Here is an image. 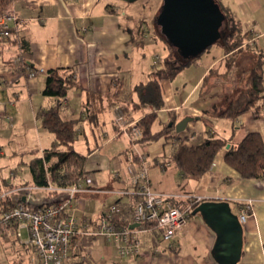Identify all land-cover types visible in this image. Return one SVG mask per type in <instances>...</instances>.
Returning a JSON list of instances; mask_svg holds the SVG:
<instances>
[{
	"label": "crops",
	"instance_id": "0c3cea01",
	"mask_svg": "<svg viewBox=\"0 0 264 264\" xmlns=\"http://www.w3.org/2000/svg\"><path fill=\"white\" fill-rule=\"evenodd\" d=\"M162 3L157 0L149 11H144L142 0H16L12 4L18 22L12 25L10 40L0 42V155L11 158L6 156L9 146L19 160L14 168L26 164L28 172L16 176L14 170L13 177L4 178L1 185L4 190L34 185L29 168L32 152L42 154L55 138L42 125L45 112L57 103L55 97L43 93L47 71L73 67L82 87L68 93L61 113L66 120H76L72 147L86 155L87 173L95 184L71 201L82 232L73 238L66 264H219L214 250L217 233L201 213L191 215L171 245L153 223L133 221V206L141 194L132 177L142 165L148 167L151 187L178 202L186 194L201 195L200 202L227 199L240 215L245 204L253 201L243 220L238 264H264V178L243 177L225 161L227 147L199 180L182 176L172 164L179 142L172 136L175 133L191 145L201 144L209 134L224 137L234 146L251 131L264 139V116L254 117L251 111L237 117L223 114L248 70L264 55V0L220 1L246 34L242 45L228 51L224 42L217 43L218 47L204 57L200 54L174 78L161 80L165 106L156 110L154 128L161 130L166 124L174 128L157 139L131 145L129 136L115 123L114 108L120 105L128 120H140L155 110L143 104L136 86L150 79L168 53L156 32ZM18 57L41 71L32 74L28 66L16 62ZM185 71L189 76L175 83ZM7 114L12 118L7 119ZM188 115L195 118L177 132L175 124ZM30 191L33 205L55 200L53 193L36 185ZM111 203H118L123 223L142 229L138 254L122 255L112 240L94 233ZM1 234L0 238H12L17 250L10 263L37 264L36 254L18 255L19 249L29 250V245L15 232ZM3 260L6 263V257Z\"/></svg>",
	"mask_w": 264,
	"mask_h": 264
},
{
	"label": "trees",
	"instance_id": "16d2710c",
	"mask_svg": "<svg viewBox=\"0 0 264 264\" xmlns=\"http://www.w3.org/2000/svg\"><path fill=\"white\" fill-rule=\"evenodd\" d=\"M15 1L0 0V18L5 12L12 10V4ZM217 1L220 3L221 0ZM221 7L226 15V34L216 43L224 42L226 49L229 51L242 45L246 34L240 24L228 14L224 6L221 5ZM157 28L156 32L162 37L168 53L163 59V64L154 67L150 79L136 86L143 104H149L155 108V110L138 120L143 134L135 140L136 142L157 139L173 130V124H166L161 130H155L154 128L158 116L156 110L165 106L161 80L174 78L179 71L202 54L200 53L192 59L184 58L165 39L159 27ZM1 30L2 26L0 24V42H3ZM263 62L264 55L262 54L256 64L248 70L241 89L229 101L223 114L237 117L242 113L251 111L254 117L264 116ZM157 64L159 63L157 62ZM81 87L82 85L76 79L73 67L58 66L47 71L43 93L55 97L57 103L45 112L42 125L51 131L55 138L53 145L45 148L42 154L37 151L32 152L29 168L31 182L36 186H45L49 183L57 186H69L81 181L87 174L86 155L72 147L77 138L76 120H66L61 113V105L68 93L72 89ZM172 136L179 140L172 157V164L182 176L194 180H199L212 167L216 156L230 143L228 139L214 134L206 135L204 141L198 145L185 143L179 133ZM224 158L243 177L264 178V139L258 131L247 133L236 146L229 144ZM174 202L178 201L174 200ZM15 229L14 225L4 224L0 221L1 235L8 234L9 230L16 233Z\"/></svg>",
	"mask_w": 264,
	"mask_h": 264
},
{
	"label": "built area",
	"instance_id": "2783aa9c",
	"mask_svg": "<svg viewBox=\"0 0 264 264\" xmlns=\"http://www.w3.org/2000/svg\"><path fill=\"white\" fill-rule=\"evenodd\" d=\"M17 22L18 18L12 10L1 16V34L4 41L10 40L12 25L16 27ZM15 60L30 68L21 57ZM30 70L34 75L41 71L35 68ZM114 109V120L119 130L126 133L132 141L141 137L143 130L138 120H128L120 105H116ZM5 117L12 118L8 114ZM132 181L139 187L138 192L141 194V198L137 199L133 206V221L142 224L153 223L161 231L168 245H171L176 232L186 225L203 197L186 194L184 201L174 202V196L158 192L151 187L146 165L140 167L133 175ZM94 184L92 177L87 173L81 181L69 186H57L53 183L36 186L50 191L55 198L41 205L29 202L32 199L30 190L35 185L4 190L0 195V221L14 225L18 236L22 235L23 229L27 231L25 243L35 248L37 264H66L72 240L82 232V224L72 211L71 201L79 192L90 189ZM252 205L253 201L250 200L241 209L239 216L242 221L249 215ZM140 230L142 229L123 223L120 207L118 203H113L101 214L99 227L94 233L112 240L122 255H131L140 252Z\"/></svg>",
	"mask_w": 264,
	"mask_h": 264
},
{
	"label": "water",
	"instance_id": "95a60500",
	"mask_svg": "<svg viewBox=\"0 0 264 264\" xmlns=\"http://www.w3.org/2000/svg\"><path fill=\"white\" fill-rule=\"evenodd\" d=\"M155 21L165 39L187 59L198 56L226 34V15L217 0H163ZM194 118L189 115L182 118L175 124L176 131L185 130ZM198 212L217 233L214 250L219 264H238L244 227L230 201L204 200L193 211Z\"/></svg>",
	"mask_w": 264,
	"mask_h": 264
},
{
	"label": "rangeland",
	"instance_id": "374dc122",
	"mask_svg": "<svg viewBox=\"0 0 264 264\" xmlns=\"http://www.w3.org/2000/svg\"><path fill=\"white\" fill-rule=\"evenodd\" d=\"M122 1V0H119ZM144 1L145 5L143 7L144 11H149V9L151 8V5L155 4L157 2V0H142ZM123 3H128V2H124ZM159 27V26H158ZM216 47H218V44L215 43L211 46H209L207 48V50H205L201 55V57H204L205 55H207L212 49H215ZM210 49V50H209ZM184 74L182 76L179 75V77L177 76L175 78V83H177L179 80L186 78V76H189V72L185 71L183 72ZM11 139L13 137H10ZM129 139V142L131 143V145H136V141H132V139L130 137H127ZM7 148V157H11L9 159L4 158L3 155H0V195L2 194V192L4 191V187L1 185V180L3 181V179L5 178V180H9L13 177V171H16V176H24V174H27L28 172V167L25 165H17V168L15 167V164L19 163V160L17 157H14L12 149L9 146H6ZM16 156V155H15ZM27 156H29L28 154L25 155V159H27ZM17 162V163H16ZM112 204V203H111ZM109 204V205H111ZM107 205V206H109ZM16 237L22 242L26 240L27 238V231H22V235L18 236L16 235ZM10 240H9V239ZM8 238H4L1 237L0 238V264H12L11 258L15 255V253H17V250L15 249L14 251V245L12 242L13 239L8 237ZM18 243V241H16ZM29 250L27 249H19L18 251V255H22L25 257H31L34 254H36V250L34 247L29 245ZM35 256V255H34ZM3 257H6V263L3 260Z\"/></svg>",
	"mask_w": 264,
	"mask_h": 264
}]
</instances>
